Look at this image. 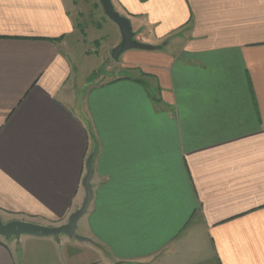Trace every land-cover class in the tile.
I'll return each instance as SVG.
<instances>
[{
    "label": "crops",
    "instance_id": "0c3cea01",
    "mask_svg": "<svg viewBox=\"0 0 264 264\" xmlns=\"http://www.w3.org/2000/svg\"><path fill=\"white\" fill-rule=\"evenodd\" d=\"M112 2L147 48L89 86L70 0H0L3 221L66 224L97 148L93 242L0 237V264H264V0Z\"/></svg>",
    "mask_w": 264,
    "mask_h": 264
},
{
    "label": "rangeland",
    "instance_id": "374dc122",
    "mask_svg": "<svg viewBox=\"0 0 264 264\" xmlns=\"http://www.w3.org/2000/svg\"><path fill=\"white\" fill-rule=\"evenodd\" d=\"M70 8L75 23L79 25L77 38L72 44L73 53L78 59L79 75L88 76L97 70L89 80L91 86L97 80L103 81L107 71H115L112 53L122 41L121 32L108 18L99 0H70ZM115 76L116 73L106 79Z\"/></svg>",
    "mask_w": 264,
    "mask_h": 264
},
{
    "label": "water",
    "instance_id": "95a60500",
    "mask_svg": "<svg viewBox=\"0 0 264 264\" xmlns=\"http://www.w3.org/2000/svg\"><path fill=\"white\" fill-rule=\"evenodd\" d=\"M99 1L108 18L118 26L122 35L121 43L112 53V57L115 60H118L125 52L147 48L145 45L139 44L135 40V33L131 21L116 11L112 0ZM96 150L97 148L95 147L93 153L87 160V173L83 180V187L86 192L84 203L81 208L71 214L66 224L52 227L18 220L4 222L0 216V237L9 241L13 238L19 240L23 236H34L39 238L53 237L56 240H59L62 236H66L71 240L92 243L93 241L90 238L84 237L78 233V224L80 219L87 214L93 199V189L91 185L93 177L92 160Z\"/></svg>",
    "mask_w": 264,
    "mask_h": 264
},
{
    "label": "trees",
    "instance_id": "16d2710c",
    "mask_svg": "<svg viewBox=\"0 0 264 264\" xmlns=\"http://www.w3.org/2000/svg\"><path fill=\"white\" fill-rule=\"evenodd\" d=\"M95 75H93L92 77H94Z\"/></svg>",
    "mask_w": 264,
    "mask_h": 264
}]
</instances>
